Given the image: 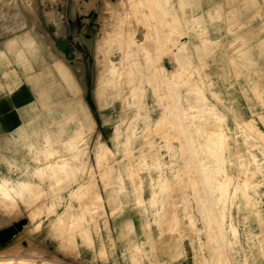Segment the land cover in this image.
<instances>
[{
	"label": "rangeland",
	"instance_id": "374dc122",
	"mask_svg": "<svg viewBox=\"0 0 264 264\" xmlns=\"http://www.w3.org/2000/svg\"><path fill=\"white\" fill-rule=\"evenodd\" d=\"M63 1L54 7L61 12L58 32L50 30L43 0L27 6L53 39L43 46L48 54L56 49L73 71L81 67L82 94L86 100L91 87L103 131L89 105L96 126L65 121V134L75 127L70 137L57 133L63 130V105L73 96L52 65V82L38 95L45 111L30 124V174L22 177L26 181L0 180V230L27 221L0 243L1 260L264 264V131L258 126H264V111L247 104L254 97L264 106V79L256 73L253 84L229 91L226 104L210 88L204 61L210 53L203 50L227 35L236 36L231 50L241 49L246 39L240 33L259 20L264 0H96V7L83 6L82 12L76 0ZM258 27L254 36L264 21ZM190 39L198 43L197 66L183 62ZM61 40L68 43L65 51L56 45ZM110 60L121 64L127 83L131 74L140 78L143 91L134 84L132 104L129 91L123 98L118 88L109 100L102 90L96 103L94 89L109 82ZM171 76L175 83L168 82ZM114 79L128 86L120 83L122 75ZM222 103L233 122L221 120ZM238 112L243 121H237ZM19 162L5 176L18 178L28 158L22 153Z\"/></svg>",
	"mask_w": 264,
	"mask_h": 264
},
{
	"label": "crops",
	"instance_id": "0c3cea01",
	"mask_svg": "<svg viewBox=\"0 0 264 264\" xmlns=\"http://www.w3.org/2000/svg\"><path fill=\"white\" fill-rule=\"evenodd\" d=\"M29 1L34 2V0ZM29 1L0 0V180L9 179L13 182L26 181V179L21 180L22 177L30 174L32 155L30 147L33 143L28 138L31 131L30 124L32 121H37V112L42 113L44 110L43 105L38 99V95L43 93L47 88V81L52 82L51 74L53 66L73 96L72 99L63 105V109L60 112V127H63V130L57 133L63 137H70V133L73 132L75 127L72 125L67 127V133L65 134V121L79 123L76 125L81 124L82 127L89 125L90 122H94L96 126L95 118L91 109H89L90 106L82 94V91L85 89V84L81 67L77 66L75 71H73L67 63L69 61L68 59L62 60L57 58L55 54L56 49H50L48 54L47 49L43 48L50 41L51 37L42 28L41 24H39L35 12L28 8L27 2ZM61 1L64 2L63 0ZM43 2L45 5H49V8H46L47 11L45 10L46 15L50 11V17L48 15L46 16L48 23L50 24L51 21H57L59 23L61 12L56 11L54 8L55 5H59V0L52 4L45 0ZM194 9L197 12L200 11L198 3ZM72 12H74L73 8ZM258 15L260 16L258 18L259 20L248 22L249 27L246 31L249 32L240 33L246 39V43L241 49L237 51L231 50V41L236 36L230 37L228 35L225 38L217 39L215 43H208L209 46L206 44L207 47L204 46V49L202 48L203 45L200 44V49L210 53L204 60L208 66L206 71L209 75L210 88L219 94L222 101H225L226 104H228L229 91L239 92L241 89H245V86H250L249 81H252V84L256 81V73L260 74V77L264 79V30L259 31L258 35L254 36L256 30L260 28L258 27L259 24L264 21V19H261L264 17V7L261 8ZM188 20L191 21L193 19L188 17ZM203 20L205 22L204 24L208 25V19L204 18ZM39 28L42 30V33L38 32ZM59 29L60 23L57 32ZM50 30L53 31L51 26ZM218 30L214 31L217 37L220 35ZM86 42L92 47L95 42V37L93 35L88 37ZM186 43L188 45L189 58L184 59L183 62L192 63L197 66L196 46L198 43L191 39ZM140 44L149 47L146 43L141 42ZM141 52L148 65L150 60L149 53L145 54L143 48ZM51 57L54 60L53 62ZM163 65L169 71L170 65L166 57L163 60ZM192 66H190V73L196 76L197 73L193 71ZM105 73L110 74L107 85L99 84L94 89V97L98 105L102 97V90L107 91L106 97L108 100L116 88L123 92V98L127 96L126 89L131 94V89L134 88V84H136V89L142 90L140 78L134 81L133 74L130 75L128 83L126 82L124 69L119 63L110 60L108 70ZM114 74L118 77V80H120L119 75H122L120 83H127L128 86H118L119 83H115L117 79H114ZM172 76L168 79L170 84L175 83V80H171ZM189 89L194 88L190 86ZM131 96L132 100L130 103L132 104L134 97L132 94ZM248 103H252L258 113L264 111V106L257 103L254 97L250 101H247ZM247 104L245 105L243 103L246 110ZM221 105V120L226 123L233 122V116L230 118L229 113L225 112L223 103ZM239 108L237 107L238 110ZM236 117L237 121H243L245 118L240 112L236 114ZM258 126L264 131V126L260 122H258ZM231 137L234 138L235 136L232 135ZM258 145H261L260 142ZM259 152L261 153V151ZM22 153L28 158V164L20 173L19 177L11 178L5 176L4 171L13 170L21 166L19 161L21 160Z\"/></svg>",
	"mask_w": 264,
	"mask_h": 264
},
{
	"label": "bare ground",
	"instance_id": "6f19581e",
	"mask_svg": "<svg viewBox=\"0 0 264 264\" xmlns=\"http://www.w3.org/2000/svg\"><path fill=\"white\" fill-rule=\"evenodd\" d=\"M45 1H47L48 3L50 2L51 4H52V2H51V0H45ZM53 1V0H52ZM81 1H85V2H83V3H81ZM25 2V1H24ZM58 2V1H57ZM96 0H76V3H77V6H76V9H78V10H80L81 12H82V8H83V6H91V5H93V7L96 5ZM44 3V2H43ZM49 6V5H48ZM96 7V6H95ZM47 11V10H46ZM31 12H33V11H31ZM50 12V11H49ZM49 12H48V16H49ZM80 12V13H81ZM86 13V12H85ZM46 15V16H47ZM50 17V16H49ZM48 17V18H49ZM36 20V19H35ZM51 20V19H50ZM50 22V21H49ZM51 26V28L53 29V31H56L57 32V30H58V28H59V23L57 22V21H54V22H50V24H49V27ZM39 30H40V32L42 33V30L39 28ZM39 30H38V32H39ZM204 101V100H203ZM90 109V108H89ZM212 140V139H211ZM207 183V182H206ZM202 187V186H201ZM11 188L12 189H14L15 188V186L13 185V186H11ZM0 190H4V187L2 186V187H0ZM202 191V190H201ZM201 194V193H200ZM204 194V193H203ZM201 196H203L202 194H201ZM204 200V199H203ZM214 219V218H213ZM204 223V222H203ZM11 226H13V225H11ZM216 226V225H215ZM10 227V226H9ZM8 228V227H7ZM210 230V229H209ZM18 233V232H17ZM16 235V234H15ZM14 235V236H15ZM212 235V234H211ZM14 236H12V237H14ZM208 238V237H207ZM220 239V238H219ZM210 241V240H209ZM220 241V240H219ZM221 244V243H220ZM210 245V244H209ZM220 248V247H219ZM224 256V255H223ZM222 259V258H221ZM14 261V258L12 257V258H6V259H2L1 260V258H0V264H10V263H12Z\"/></svg>",
	"mask_w": 264,
	"mask_h": 264
},
{
	"label": "water",
	"instance_id": "95a60500",
	"mask_svg": "<svg viewBox=\"0 0 264 264\" xmlns=\"http://www.w3.org/2000/svg\"><path fill=\"white\" fill-rule=\"evenodd\" d=\"M56 45L60 50L65 51L68 43L64 40H61V41H57ZM68 55H70V52H68ZM21 221L24 220L22 219L19 222H16L13 226L0 230V232H2V235H0L1 244L7 243L12 236L17 234V232L21 230V226H22Z\"/></svg>",
	"mask_w": 264,
	"mask_h": 264
},
{
	"label": "snow or ice",
	"instance_id": "6c2138e0",
	"mask_svg": "<svg viewBox=\"0 0 264 264\" xmlns=\"http://www.w3.org/2000/svg\"><path fill=\"white\" fill-rule=\"evenodd\" d=\"M100 4L101 5L103 4V0H100ZM37 7H39V0H37ZM86 100L92 108L93 114L96 117L97 124L101 126L100 130L103 131V127H102L103 122L101 121L100 115L96 109V105H95V102H94L93 97H92V89H91V87H87V86H86ZM106 138H107V136H105V139ZM4 223H5V221H4L3 217H0V225H2ZM23 223H27V221L26 220L21 221V224H23ZM0 235H2V232H0ZM0 251H3V249L0 248Z\"/></svg>",
	"mask_w": 264,
	"mask_h": 264
}]
</instances>
